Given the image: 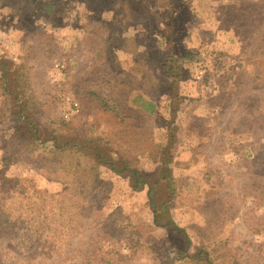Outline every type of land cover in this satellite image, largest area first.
I'll return each instance as SVG.
<instances>
[{"label": "rangeland", "instance_id": "rangeland-1", "mask_svg": "<svg viewBox=\"0 0 264 264\" xmlns=\"http://www.w3.org/2000/svg\"><path fill=\"white\" fill-rule=\"evenodd\" d=\"M0 56L43 135L101 142L149 175L174 142L171 216L191 252L264 264V0H0ZM11 101L0 84V175L24 190L21 210L0 206V264H182L145 193L23 144Z\"/></svg>", "mask_w": 264, "mask_h": 264}, {"label": "trees", "instance_id": "trees-1", "mask_svg": "<svg viewBox=\"0 0 264 264\" xmlns=\"http://www.w3.org/2000/svg\"><path fill=\"white\" fill-rule=\"evenodd\" d=\"M190 56L191 53L186 52L176 59H171L168 73H171L174 79L179 80L175 67L180 61ZM21 74L22 72L18 70L14 63L0 56V84L12 99L11 107H13L14 110L12 111L10 122H15L16 124L14 132L15 137H19L23 144L36 146L43 141H52L55 144L54 155H66V153H69L78 157L84 156L92 161L95 167L107 169L113 177L127 181L133 193H145L148 205L153 212V225L151 228L162 230L170 236L175 247H177L176 260L178 262L182 264H220V258H213L206 249L192 253L191 250L193 245L189 232L179 227L171 216L173 200L177 190V180L172 168L174 162L172 153L173 148H175L174 142H171L170 145H166L161 149L158 158L154 160L158 166L157 172L154 175H149L134 167V164L130 160L110 154L101 142H99L101 146L95 145L96 141L80 143L65 140L60 142L61 139L57 137L55 132L51 133V136L43 135L38 125L25 115V110H28V108L21 93L27 90L28 85L25 82H21L22 77H25L24 74ZM92 96L100 101L99 104L102 109L105 110L108 108V105L103 103V99L99 95L93 94ZM151 106L154 110V106ZM2 125H4V123ZM14 179H16V176L8 174L0 175V206L7 203L8 200L12 202L21 200L18 205L21 210L24 190L19 186L20 181L18 180L19 183L17 186V182ZM7 184L13 185V190L10 193H7ZM5 186L6 191L3 193L2 189ZM33 203L29 205V209H32ZM18 221L20 225L30 222L20 219H18ZM4 225H0V227ZM40 228L41 226L38 229ZM28 261L29 259H27V262Z\"/></svg>", "mask_w": 264, "mask_h": 264}, {"label": "built area", "instance_id": "built-area-1", "mask_svg": "<svg viewBox=\"0 0 264 264\" xmlns=\"http://www.w3.org/2000/svg\"><path fill=\"white\" fill-rule=\"evenodd\" d=\"M76 112H78V109H76Z\"/></svg>", "mask_w": 264, "mask_h": 264}]
</instances>
